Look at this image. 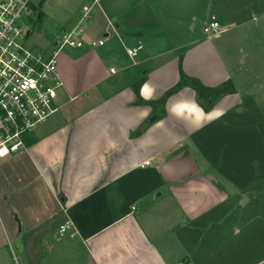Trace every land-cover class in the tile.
I'll return each instance as SVG.
<instances>
[{"label": "crops", "instance_id": "1", "mask_svg": "<svg viewBox=\"0 0 264 264\" xmlns=\"http://www.w3.org/2000/svg\"><path fill=\"white\" fill-rule=\"evenodd\" d=\"M79 2L57 112L0 157V264H264V87L234 83L185 0ZM158 7L172 27H147Z\"/></svg>", "mask_w": 264, "mask_h": 264}, {"label": "built area", "instance_id": "2", "mask_svg": "<svg viewBox=\"0 0 264 264\" xmlns=\"http://www.w3.org/2000/svg\"><path fill=\"white\" fill-rule=\"evenodd\" d=\"M30 4L31 0H0V157L25 150L28 136L57 112L56 99L63 85L58 71L59 54L65 47L85 45V30L77 25L65 29L51 50L26 47L24 41L30 32L23 27L21 18L24 13L30 14ZM83 12V19H89L90 7L85 6ZM225 31L216 16L203 26L208 37ZM90 45H104V40ZM143 48L139 42L126 50L135 60ZM70 231V224L59 227L60 236Z\"/></svg>", "mask_w": 264, "mask_h": 264}, {"label": "rangeland", "instance_id": "3", "mask_svg": "<svg viewBox=\"0 0 264 264\" xmlns=\"http://www.w3.org/2000/svg\"><path fill=\"white\" fill-rule=\"evenodd\" d=\"M76 1L70 3L68 0H31L30 14L24 13L21 18L23 27L30 32L24 41V45L35 51L51 50L61 34V24L65 21L67 14L73 13L78 6L82 7L79 0ZM177 1L181 2V0ZM185 1L187 2H185V11L181 12L184 16L197 17L196 21L191 20L190 29L194 27L192 35L201 39L207 37L203 32V26L211 20L212 16L220 12L223 13L219 17V21L226 31L221 35V38H210L209 42L218 44V42L227 41L229 43L231 46L228 52L229 58L234 69H236H233L232 76L236 81L234 83L238 87L240 85L242 91L263 89L264 0ZM161 10L163 11L160 12ZM161 10L160 7L156 8L155 19L146 20L150 23L148 28L158 31L163 25L168 26V23L172 27L173 14H170L165 7H162ZM167 12L168 16L166 15ZM230 23L234 26H228ZM175 41L177 43L183 42V36L175 37ZM74 52L75 49L65 47L59 54L58 62L61 64L65 54L69 55V60L74 59L76 57ZM66 69L69 72V64ZM78 69L83 75V68Z\"/></svg>", "mask_w": 264, "mask_h": 264}, {"label": "trees", "instance_id": "4", "mask_svg": "<svg viewBox=\"0 0 264 264\" xmlns=\"http://www.w3.org/2000/svg\"><path fill=\"white\" fill-rule=\"evenodd\" d=\"M179 87H180V85H179L177 88L173 89V90L170 92V94L176 92V91L178 90Z\"/></svg>", "mask_w": 264, "mask_h": 264}]
</instances>
